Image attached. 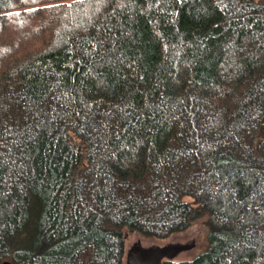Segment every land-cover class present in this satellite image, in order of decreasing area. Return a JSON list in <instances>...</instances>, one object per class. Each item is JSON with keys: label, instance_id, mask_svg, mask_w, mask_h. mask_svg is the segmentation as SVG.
Segmentation results:
<instances>
[{"label": "trees", "instance_id": "1", "mask_svg": "<svg viewBox=\"0 0 264 264\" xmlns=\"http://www.w3.org/2000/svg\"><path fill=\"white\" fill-rule=\"evenodd\" d=\"M264 264V0H0V264Z\"/></svg>", "mask_w": 264, "mask_h": 264}, {"label": "water", "instance_id": "2", "mask_svg": "<svg viewBox=\"0 0 264 264\" xmlns=\"http://www.w3.org/2000/svg\"><path fill=\"white\" fill-rule=\"evenodd\" d=\"M196 247L195 241L188 243H167L164 245H144L141 241L128 248L125 264H163L164 261H175L182 253ZM3 264H11L4 262Z\"/></svg>", "mask_w": 264, "mask_h": 264}, {"label": "rangeland", "instance_id": "3", "mask_svg": "<svg viewBox=\"0 0 264 264\" xmlns=\"http://www.w3.org/2000/svg\"><path fill=\"white\" fill-rule=\"evenodd\" d=\"M141 241L144 245H164L167 243H188L190 241L196 242V247L190 251L182 253L176 260H190L193 259L202 253L206 252L209 248V241H208V230L203 225H196L190 228L187 232L175 235L170 239L164 242L146 240L139 235L133 234L127 240V250L132 246L134 243Z\"/></svg>", "mask_w": 264, "mask_h": 264}]
</instances>
